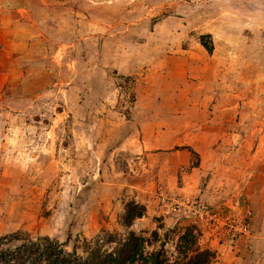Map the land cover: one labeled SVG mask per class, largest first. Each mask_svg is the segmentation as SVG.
<instances>
[{
    "label": "rangeland",
    "instance_id": "374dc122",
    "mask_svg": "<svg viewBox=\"0 0 264 264\" xmlns=\"http://www.w3.org/2000/svg\"><path fill=\"white\" fill-rule=\"evenodd\" d=\"M0 77V236L134 232L165 264H264V0H0Z\"/></svg>",
    "mask_w": 264,
    "mask_h": 264
},
{
    "label": "trees",
    "instance_id": "16d2710c",
    "mask_svg": "<svg viewBox=\"0 0 264 264\" xmlns=\"http://www.w3.org/2000/svg\"><path fill=\"white\" fill-rule=\"evenodd\" d=\"M207 38L201 36L200 44L207 52H211L213 47ZM145 212L143 205L128 203L124 214L125 225L130 227ZM147 244L144 237L134 232L125 235L103 233V236L92 241L84 239L79 247L67 251L63 244L49 237L34 239L16 231L0 236V264H137L139 261L143 264H165L162 252H147ZM212 257L209 250H202L197 255L199 260L196 264H208Z\"/></svg>",
    "mask_w": 264,
    "mask_h": 264
},
{
    "label": "crops",
    "instance_id": "0c3cea01",
    "mask_svg": "<svg viewBox=\"0 0 264 264\" xmlns=\"http://www.w3.org/2000/svg\"><path fill=\"white\" fill-rule=\"evenodd\" d=\"M0 79H2L1 77H0ZM2 83H1V81H0V85H1ZM260 137V136H259ZM260 143L259 144H263L264 143V140H260L259 141ZM183 151H185V150H181L180 151V153H184ZM196 151V150H195ZM197 152V151H196ZM195 153V152H194ZM197 153H199V152H197ZM199 155H200V153H199ZM184 157H186V155H183ZM201 156V155H200ZM255 154L254 155H252V156H250L249 154L248 155H246L244 158H245V163H244V165L242 166V167H245L247 170L249 169V168H254V166H255V169L257 170V168L259 167L257 164V162H256V160H255ZM202 158V157H201ZM203 161H204V159H203ZM253 166V167H252ZM257 167V168H256ZM199 169V168H198ZM200 170V169H199ZM197 171V173H200V174H203V172L202 171ZM254 173H256V171H254ZM257 174H259V172L257 173ZM190 176V178L192 177V175H189ZM189 176H188V178H189ZM223 181L224 182H228L227 181V178L225 177V175L223 176ZM221 181V180H220ZM224 184H226V183H224ZM227 185V184H226ZM191 188H193V190L192 189H188V187H181V188H176V191L175 192H185L186 194H188L189 192H195V189H194V186H191ZM208 190L209 191H207V194H211V191L210 190H212V188L210 187V185H208ZM231 192H235L236 191V188H233V189H231L230 190ZM215 192V190H213L212 191V194ZM230 192V193H231ZM206 193V192H205ZM253 193H255V195H252L251 197H250V199H248L249 200V203H251V206H252V209H255L256 211H259L260 210V207H261V211H260V216H262L263 218H264V188H261V189H256L255 190V192H253ZM190 194V193H189ZM211 194V195H212ZM248 196V195H247ZM249 198V197H248ZM210 199V198H209ZM213 199V198H212ZM255 214V213H254ZM256 215L257 216H259L257 213L255 214V217H256ZM257 218V217H256ZM140 220V219H139Z\"/></svg>",
    "mask_w": 264,
    "mask_h": 264
},
{
    "label": "built area",
    "instance_id": "2783aa9c",
    "mask_svg": "<svg viewBox=\"0 0 264 264\" xmlns=\"http://www.w3.org/2000/svg\"><path fill=\"white\" fill-rule=\"evenodd\" d=\"M165 199L177 213L182 214V216H184L186 219H193L196 221L200 217L203 218L205 215L204 207L199 202H189L188 200L184 201L182 199L173 197H166ZM238 228L242 233H248V224L240 222Z\"/></svg>",
    "mask_w": 264,
    "mask_h": 264
}]
</instances>
